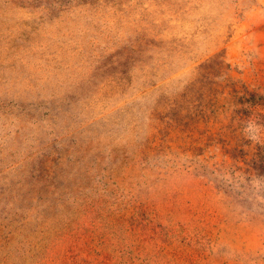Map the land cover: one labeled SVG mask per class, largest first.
<instances>
[{"label":"rangeland","instance_id":"1","mask_svg":"<svg viewBox=\"0 0 264 264\" xmlns=\"http://www.w3.org/2000/svg\"><path fill=\"white\" fill-rule=\"evenodd\" d=\"M0 264H264V0H0Z\"/></svg>","mask_w":264,"mask_h":264}]
</instances>
